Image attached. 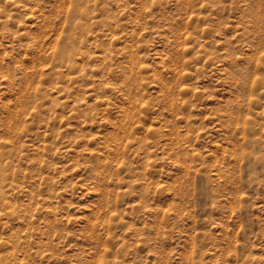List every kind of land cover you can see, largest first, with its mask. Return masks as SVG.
Instances as JSON below:
<instances>
[{"label": "rangeland", "instance_id": "rangeland-1", "mask_svg": "<svg viewBox=\"0 0 264 264\" xmlns=\"http://www.w3.org/2000/svg\"><path fill=\"white\" fill-rule=\"evenodd\" d=\"M0 170V264H264V0H0Z\"/></svg>", "mask_w": 264, "mask_h": 264}, {"label": "bare ground", "instance_id": "bare-ground-1", "mask_svg": "<svg viewBox=\"0 0 264 264\" xmlns=\"http://www.w3.org/2000/svg\"><path fill=\"white\" fill-rule=\"evenodd\" d=\"M61 57H65L67 62H71L73 57L68 54V52H62ZM1 171V170H0ZM3 191L0 189V199L2 198Z\"/></svg>", "mask_w": 264, "mask_h": 264}]
</instances>
